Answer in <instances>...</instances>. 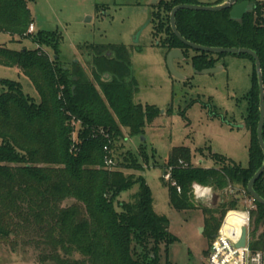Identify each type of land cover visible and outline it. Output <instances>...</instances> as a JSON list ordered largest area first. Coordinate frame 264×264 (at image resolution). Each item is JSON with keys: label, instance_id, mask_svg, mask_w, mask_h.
<instances>
[{"label": "trees", "instance_id": "1", "mask_svg": "<svg viewBox=\"0 0 264 264\" xmlns=\"http://www.w3.org/2000/svg\"><path fill=\"white\" fill-rule=\"evenodd\" d=\"M30 1L0 0V32L30 38L36 44L34 49L21 50L0 46V64L19 68L39 95L35 102L18 81L0 80L4 87L0 93V242H10L13 249L31 247L41 264H161L162 253L168 264L169 245L178 239L169 231L168 219L155 212L144 176L125 172L142 171L144 166L135 153L120 159L115 152L123 128L130 136L140 135L160 114L155 106L133 101L137 81L127 46L79 45L88 72L79 59L64 63L59 57L62 36L57 30L28 32L33 24ZM223 1L159 0L151 15L153 34L163 35L159 43L167 51L180 49L186 57L189 47L170 27L171 9L178 4ZM247 1L250 9L240 20L232 19L228 8L181 9L175 23L179 33L193 43L254 51L264 87L263 4ZM194 51L191 61L199 71L213 67L224 54ZM237 55L253 62L244 117L250 133L247 166L210 149L206 157L213 165L194 166L192 152L179 146L171 150L164 167V171L171 168L170 179L175 182V186L168 184L175 209L197 207L192 199L194 183L222 195L215 206L201 207L203 234L211 240L227 211L240 208L241 197L225 200L224 192L238 186L251 198L247 183L264 159L257 139L259 85L254 60L247 54ZM262 136L264 141V126ZM141 150L139 155L147 162V154ZM106 157L112 158L111 165L105 164ZM135 184L137 191L121 201V194ZM253 188L264 199V171ZM254 205L249 214V243L252 250L264 249V204L254 201ZM231 213L235 212L228 214L227 221L234 219Z\"/></svg>", "mask_w": 264, "mask_h": 264}, {"label": "rangeland", "instance_id": "2", "mask_svg": "<svg viewBox=\"0 0 264 264\" xmlns=\"http://www.w3.org/2000/svg\"><path fill=\"white\" fill-rule=\"evenodd\" d=\"M158 1L33 0L28 5L34 33L57 30L61 34L59 57L64 63L79 59L88 72V65L78 51L79 45L113 43L127 46L137 81L133 101L155 106L160 114L146 124L140 135L130 136L123 128L116 156L122 159L129 152L135 153L144 166L142 171L125 172L144 176L152 192L155 212L168 219V229L178 239L169 245L168 264H207L206 256L212 240L203 234L201 207L215 206L221 202L222 195L214 190H211L209 200H199L193 195L196 208L175 209L170 204L168 190V184L173 181L162 179L163 173H168L171 168L164 171V167L171 150L179 146L189 148L194 166L213 165L206 157L209 149L243 167L247 166L250 133L244 126V117L246 95L252 85L253 62L246 56L224 53L213 66L217 68L215 72L202 73L194 69L191 56L195 51L189 48L186 57L173 59V67L180 76L173 75L167 65L169 51L159 43L163 35L153 34L151 15L157 10L155 5ZM0 46L21 50L34 49L36 44L30 38L11 37L0 32ZM45 49L52 54L50 48ZM1 79L18 81L27 96L39 101L32 81L19 68L0 64ZM3 91L0 81V93ZM141 149L147 154V162L144 156L139 155ZM137 189L138 185H133L121 194L120 200H129ZM242 191L238 186L227 189L225 200L237 195L241 197L239 209H244L248 202ZM232 215L234 219L243 216ZM0 264L41 263L31 247L13 249L10 242L1 241ZM161 264H165L164 253Z\"/></svg>", "mask_w": 264, "mask_h": 264}, {"label": "water", "instance_id": "3", "mask_svg": "<svg viewBox=\"0 0 264 264\" xmlns=\"http://www.w3.org/2000/svg\"><path fill=\"white\" fill-rule=\"evenodd\" d=\"M229 9V16L234 20H240L244 16V14L250 9V4L247 0H243L238 2V0H224L220 4L216 5H195V4H178L174 6L169 14V23L173 33L176 37L186 46L193 50L203 51L207 53L213 54H222V53H230V54H247L251 56L254 60L256 74L258 78V85H259V120L257 124V139L259 146L264 155V141L262 136V130L264 126V87H263V80L261 74V66L258 59V56L254 51L248 48H238V47H210V46H203L200 44L193 43L187 39H185L178 31L175 23V15L177 11L181 9H189V10H205V11H219L222 9ZM184 55L180 49H171L167 54V65L170 72L173 75L180 76L174 69L172 61L176 58H183ZM217 68L210 67L201 70L202 73H212L215 72ZM264 171V159L261 166L256 170V172L252 175L247 183V191L250 197L261 204H264V199L256 193L253 188L255 181L259 178L261 173ZM203 228H201L202 230ZM246 238V227H242L241 230V237L237 243V246H243L245 243Z\"/></svg>", "mask_w": 264, "mask_h": 264}, {"label": "built area", "instance_id": "4", "mask_svg": "<svg viewBox=\"0 0 264 264\" xmlns=\"http://www.w3.org/2000/svg\"><path fill=\"white\" fill-rule=\"evenodd\" d=\"M263 4L264 19V0H259ZM33 25L28 28V32H33ZM107 150V147H104ZM181 162V161H180ZM112 158L106 157L105 164L111 165ZM166 180L170 179V171L164 175ZM172 184H175L174 182ZM178 191L180 187L176 185ZM211 188L201 186L197 183L192 185L193 195L199 200H209ZM247 197V196H246ZM247 205L244 209H232L227 212L222 220L218 232L213 237L210 248L207 252V264H264V249L252 250L249 237V214L255 207L254 200L247 197ZM242 213V217L236 216L232 221H227L230 212ZM242 227H246V238L243 246H237L241 237Z\"/></svg>", "mask_w": 264, "mask_h": 264}, {"label": "bare ground", "instance_id": "5", "mask_svg": "<svg viewBox=\"0 0 264 264\" xmlns=\"http://www.w3.org/2000/svg\"><path fill=\"white\" fill-rule=\"evenodd\" d=\"M242 215H244V214H242Z\"/></svg>", "mask_w": 264, "mask_h": 264}, {"label": "crops", "instance_id": "6", "mask_svg": "<svg viewBox=\"0 0 264 264\" xmlns=\"http://www.w3.org/2000/svg\"><path fill=\"white\" fill-rule=\"evenodd\" d=\"M34 30V29H33Z\"/></svg>", "mask_w": 264, "mask_h": 264}]
</instances>
